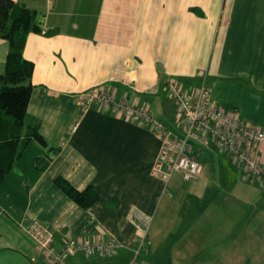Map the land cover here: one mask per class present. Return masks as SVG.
<instances>
[{"label": "crops", "instance_id": "crops-1", "mask_svg": "<svg viewBox=\"0 0 264 264\" xmlns=\"http://www.w3.org/2000/svg\"><path fill=\"white\" fill-rule=\"evenodd\" d=\"M12 1L41 27L24 49L35 69L20 142L37 130L46 143L30 140L0 185V264H50L34 224L54 233L55 250L69 240L121 244L113 257L75 253L69 264H124L147 226L137 264H264L262 184L244 182L217 148L197 149L200 177L175 173L165 182L152 175L156 134L96 105L83 111L79 101L88 90H111L153 111L176 79L188 92L205 84L215 103L264 131V0ZM9 51L0 38V76ZM159 107L160 120L171 121ZM256 151L264 167V142ZM59 178L93 187L98 201L82 208Z\"/></svg>", "mask_w": 264, "mask_h": 264}, {"label": "built area", "instance_id": "built-area-1", "mask_svg": "<svg viewBox=\"0 0 264 264\" xmlns=\"http://www.w3.org/2000/svg\"><path fill=\"white\" fill-rule=\"evenodd\" d=\"M165 88L179 116L173 128L162 124L149 104H128L117 99L111 90H88L79 95V101L83 111L96 105L100 111L111 112L146 127L160 138V152L152 168L154 177L168 182L175 173H181L187 179H196L203 173V165L196 158L197 149L217 148L242 167L244 182L260 183L264 188V167L256 151L264 142V131L244 122L237 111L215 103L212 89L205 84L188 92L182 83L171 79ZM140 231L135 240L137 248L134 255L124 264H137V257L147 251L148 226ZM30 232L38 243L40 253L50 264H69L70 257L75 253L87 258H110L121 248V244L112 238L103 242L69 240L61 249L55 250V237L50 229L34 224Z\"/></svg>", "mask_w": 264, "mask_h": 264}, {"label": "trees", "instance_id": "trees-1", "mask_svg": "<svg viewBox=\"0 0 264 264\" xmlns=\"http://www.w3.org/2000/svg\"><path fill=\"white\" fill-rule=\"evenodd\" d=\"M40 32L36 13L12 0H0V38L10 43L5 72L0 76V185L30 140L46 143L37 130H32L23 143L19 134L25 125L34 89L35 66L24 58V49L28 36ZM56 184L82 208H90L98 201L93 187L79 191L63 178L57 179Z\"/></svg>", "mask_w": 264, "mask_h": 264}, {"label": "rangeland", "instance_id": "rangeland-1", "mask_svg": "<svg viewBox=\"0 0 264 264\" xmlns=\"http://www.w3.org/2000/svg\"><path fill=\"white\" fill-rule=\"evenodd\" d=\"M165 97V96H164ZM161 97V99H156L152 101V106H153V112L156 114L157 118L160 120L159 116V111H160V104L164 103L165 106H167L168 111L173 114V119L169 122H167L166 120H163L160 122L162 124H164L165 126L169 127V128H173L175 126V123H177V121L179 120V116H178V112L176 109V105L175 103L169 99V98H164ZM158 103V104H157Z\"/></svg>", "mask_w": 264, "mask_h": 264}, {"label": "bare ground", "instance_id": "bare-ground-1", "mask_svg": "<svg viewBox=\"0 0 264 264\" xmlns=\"http://www.w3.org/2000/svg\"><path fill=\"white\" fill-rule=\"evenodd\" d=\"M202 164V163H201Z\"/></svg>", "mask_w": 264, "mask_h": 264}]
</instances>
